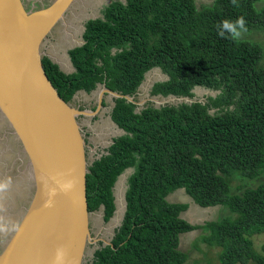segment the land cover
Segmentation results:
<instances>
[{
	"label": "trees",
	"instance_id": "1",
	"mask_svg": "<svg viewBox=\"0 0 264 264\" xmlns=\"http://www.w3.org/2000/svg\"><path fill=\"white\" fill-rule=\"evenodd\" d=\"M257 1L198 7L195 0H113L101 17L84 23L85 42L68 50L72 72L43 56L47 76L70 104L103 83L136 101L146 73L156 67L167 77L152 84L151 96L191 98L196 86L218 90L202 101L147 100L139 109L112 97L110 117L122 133L89 162L88 211L102 209L103 220H110L115 181L132 171L111 244L100 241L90 264H185L180 235L197 228L201 241L218 248L219 264H264L252 241L264 234V182L237 194L225 178L233 171L253 178L264 170V48L234 41L227 31L218 35L222 21L241 16L248 31L264 29V6L256 9ZM180 188L199 206L222 205L235 216L188 222L180 216L187 204L166 198Z\"/></svg>",
	"mask_w": 264,
	"mask_h": 264
},
{
	"label": "water",
	"instance_id": "2",
	"mask_svg": "<svg viewBox=\"0 0 264 264\" xmlns=\"http://www.w3.org/2000/svg\"><path fill=\"white\" fill-rule=\"evenodd\" d=\"M74 1L52 0L46 6L28 8L26 0H0V113L21 146L33 190L17 227L0 248V264H55L61 247L66 251L63 264H83L88 244H111V238L92 235L89 225L87 143L78 121L79 115L95 114L102 107L105 93L135 104L195 101L174 95L135 101L103 83L94 110L66 102L45 72L42 46ZM79 40L68 48L85 42ZM73 70L72 66L71 71H63ZM125 207L124 197L122 215L115 216L117 226Z\"/></svg>",
	"mask_w": 264,
	"mask_h": 264
},
{
	"label": "rangeland",
	"instance_id": "3",
	"mask_svg": "<svg viewBox=\"0 0 264 264\" xmlns=\"http://www.w3.org/2000/svg\"><path fill=\"white\" fill-rule=\"evenodd\" d=\"M29 8L41 7L48 5L52 0H28ZM31 1V2H30ZM111 0H75L66 13L64 21H59L46 38V46L49 48L48 53L52 50L57 51L56 57L60 64L59 68L70 71L68 49L72 44L80 43L81 34L86 20L102 16V9ZM124 1L125 0H121ZM198 7L208 5L213 0H195ZM28 6V5H27ZM264 6V0L254 3L256 9ZM248 39L257 42L264 48V29H252L242 34L240 39ZM52 50H51V49ZM50 51V52H49ZM61 65V66H60ZM167 76L159 68L149 70L138 89L136 101H141L146 97H154L149 94V90L155 81L163 80ZM100 86L90 95L80 92L71 103L73 106L83 107L84 109L93 110L97 105V96ZM218 90L207 89L202 86L193 88L191 97L194 100H205L208 95H216ZM156 98H159L155 96ZM162 99V98H159ZM104 104L95 113L91 115L78 116L79 124L83 129L86 140V154L88 162L95 157H99L105 148L112 142V138L120 135L122 130L111 120L110 111L113 105L112 98L109 95H103ZM178 100H168L176 102ZM146 102V101H145ZM144 102V103H145ZM153 102V101H152ZM143 103V104H144ZM137 104L138 109L140 105ZM158 104V103H157ZM6 119L0 113V181L11 180L8 189L0 192V223L8 227L7 232H0V248L12 234V226L17 225L25 207L27 206L32 195V188L28 180L25 156L21 150L19 142L10 132V127ZM132 168H127L119 175L113 187L117 212L108 221L103 220V211L98 209L90 212V227L92 235L109 240L113 235V230L117 226L115 216L122 215L121 206L124 204L125 191L127 188L128 176ZM232 193H241L244 189L254 187L264 182V170L253 177L247 178L241 175L239 171H233L230 175H225ZM166 198L171 202L186 203L187 208L181 212L180 216L192 224H201L206 220H216L222 217L233 218L235 213L222 205L201 207L186 194L184 189H176L169 193ZM201 229H194L180 235L179 248L187 254L185 264H219L218 248L208 246L200 240ZM254 248L264 255L262 245L264 244V234H255L252 236ZM88 244L86 256L83 264H90L93 251L100 245Z\"/></svg>",
	"mask_w": 264,
	"mask_h": 264
},
{
	"label": "clouds",
	"instance_id": "4",
	"mask_svg": "<svg viewBox=\"0 0 264 264\" xmlns=\"http://www.w3.org/2000/svg\"><path fill=\"white\" fill-rule=\"evenodd\" d=\"M236 3V0H233V4ZM225 31H227L231 38L235 40H239L240 37L244 32L248 31L246 20L243 16L238 17L234 22L229 20H224L221 22L218 30V35L223 37L225 35ZM11 185V180L7 181H0V192H3L4 190L8 189ZM17 226L13 225L12 230H15ZM9 229L8 227L0 223V232H7ZM66 256V251L61 247L56 250L55 254V264H63V261Z\"/></svg>",
	"mask_w": 264,
	"mask_h": 264
},
{
	"label": "crops",
	"instance_id": "5",
	"mask_svg": "<svg viewBox=\"0 0 264 264\" xmlns=\"http://www.w3.org/2000/svg\"><path fill=\"white\" fill-rule=\"evenodd\" d=\"M46 39H45V41H44V43H43V46H42V51H43V53H44V56H48L53 62H55L56 64L58 63V64H60L59 63V61L57 60V57H56V53H57V51L55 50V49H51L52 50V53L50 52V53H48V45L46 46ZM70 61V60H69ZM61 66V65H60ZM70 66H71V62H70ZM71 68H72V66H71ZM62 69V68H61ZM62 70H64V69H62ZM72 70V69H71ZM70 70V71H71ZM64 71H66V70H64ZM30 181V180H29Z\"/></svg>",
	"mask_w": 264,
	"mask_h": 264
},
{
	"label": "flooded vegetation",
	"instance_id": "6",
	"mask_svg": "<svg viewBox=\"0 0 264 264\" xmlns=\"http://www.w3.org/2000/svg\"><path fill=\"white\" fill-rule=\"evenodd\" d=\"M111 1H113V0H111ZM111 1H110V2H111ZM28 2H29V1L26 0V3H27V5H28L27 7L29 8V4H28ZM30 2H31V1H30ZM110 2H108V3H110ZM108 3H107V4H108ZM34 8H39V7H34ZM84 29H85V26H84ZM84 29H83V31H84ZM82 34H83V33H82ZM82 34H81V36H82ZM67 48H68V47H67ZM68 50H69V49H68ZM104 95H108V94L105 93ZM111 98H112V97H111ZM103 103H104V100H103V98H102V106H103ZM95 108H96V107H95ZM95 108H94V109H95ZM94 109H93V110H94ZM79 116H84V115H79ZM6 123L8 124V122H6ZM8 125H9V124H8ZM10 130H11V128H10ZM81 130H82V133H83L84 138H86V135H85V133H84V131H83L82 128H81ZM10 132H11V131H10ZM85 140H86V139H85ZM86 143H87V140H86ZM89 225H90V224H89Z\"/></svg>",
	"mask_w": 264,
	"mask_h": 264
}]
</instances>
